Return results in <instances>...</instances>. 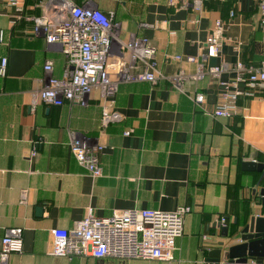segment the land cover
Returning <instances> with one entry per match:
<instances>
[{"label":"crops","instance_id":"crops-1","mask_svg":"<svg viewBox=\"0 0 264 264\" xmlns=\"http://www.w3.org/2000/svg\"><path fill=\"white\" fill-rule=\"evenodd\" d=\"M14 1L0 0V65L7 60L6 76L0 75V240L21 230L23 252L0 264H209V252L229 242L222 219L231 233L234 223L243 228L251 216H264L255 194L261 174L243 170L246 162L264 163V90L251 89L244 73L236 114L214 115L222 84L239 77L236 65L252 71L264 60L260 0H203L201 10L191 2L171 7L167 0H91L115 14L122 43L133 36L150 41L165 77L157 85L121 83L111 108L120 119L108 126L102 123L108 103L98 91L86 108L33 105V93L44 87L46 61L54 62L57 78L68 63L59 46L33 32L30 18L41 15V0H19L17 8ZM218 20L224 23L221 52L207 65L224 72L174 87L170 78L197 71L196 64L175 57H202ZM197 93L205 95L204 103L195 102ZM70 132L105 146L102 177L78 164ZM180 206L192 211L172 262L49 256L51 231L71 230L89 208L104 218L115 210L174 212Z\"/></svg>","mask_w":264,"mask_h":264},{"label":"built area","instance_id":"built-area-1","mask_svg":"<svg viewBox=\"0 0 264 264\" xmlns=\"http://www.w3.org/2000/svg\"><path fill=\"white\" fill-rule=\"evenodd\" d=\"M41 0V15L32 17L34 34L44 36L48 44L59 46L67 58L68 66L63 77L54 76V62L44 65V87L33 93V105L42 102L48 106L65 105L87 107L91 95L98 91L107 100L102 123L108 126L118 122L120 114L111 110L119 86L123 82H147L152 85L165 80L156 59V49L144 37L133 36L122 43L119 40L120 23L113 12L105 13L94 6L91 0ZM171 7L190 3L201 10L203 0H167ZM225 2L227 0H216ZM16 8L19 0L11 2ZM260 27L264 42V0L259 2ZM224 38V23L216 21L213 32L206 42V53L202 57L176 56L178 61L196 64L194 75H179L170 78L176 88H182L186 81H200L206 75L215 77L224 72L223 66H209V59L221 52ZM5 40L0 32V42ZM121 47L115 49V44ZM239 77L231 83H223L224 92L216 107L215 117L230 118L237 112V101L241 91L237 83L245 81L251 89L264 90V60L257 70L246 71L242 63L236 65ZM7 60L0 65V75L6 76ZM251 95V93H248ZM195 102L205 101L203 93L195 94ZM131 132H126L129 135ZM69 147L78 162L93 178L103 176L101 155L105 146L93 142L77 132H70ZM188 206H180L174 212L159 210H115L108 217L100 218L94 208L87 210L86 217L77 222L71 230L51 231L52 247L49 256L66 258L92 257L95 259L117 258L123 260L144 259L172 262L175 260L177 241L184 235L185 221L191 213ZM226 219L221 220L226 226ZM21 230H12L0 240V262H8L12 254H22ZM247 264H264L249 260Z\"/></svg>","mask_w":264,"mask_h":264},{"label":"water","instance_id":"water-1","mask_svg":"<svg viewBox=\"0 0 264 264\" xmlns=\"http://www.w3.org/2000/svg\"><path fill=\"white\" fill-rule=\"evenodd\" d=\"M243 170L260 173V183L264 178V163L246 162ZM260 183L255 194L259 195L258 204L264 206V188H261ZM222 237L229 238V242L218 243L219 248L209 252L207 263L247 264L249 260L264 261V216H251L245 226L233 234L229 233L227 226H223ZM236 239L241 243L231 245Z\"/></svg>","mask_w":264,"mask_h":264},{"label":"trees","instance_id":"trees-1","mask_svg":"<svg viewBox=\"0 0 264 264\" xmlns=\"http://www.w3.org/2000/svg\"><path fill=\"white\" fill-rule=\"evenodd\" d=\"M226 221H227V219H226ZM234 225H235V227H237V230L231 231V234H233V233H235V232H237V231H239L241 229L238 222L237 223H234Z\"/></svg>","mask_w":264,"mask_h":264}]
</instances>
